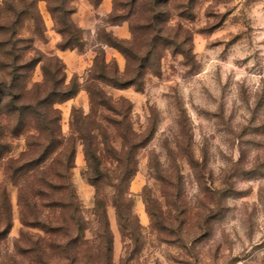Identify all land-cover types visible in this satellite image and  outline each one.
Wrapping results in <instances>:
<instances>
[{"label":"rangeland","instance_id":"obj_1","mask_svg":"<svg viewBox=\"0 0 264 264\" xmlns=\"http://www.w3.org/2000/svg\"><path fill=\"white\" fill-rule=\"evenodd\" d=\"M107 1L113 9L117 0ZM20 2L0 0V15ZM72 5L76 25L84 29L85 47L62 59L68 81L76 74L85 83L101 48L107 62L115 59L124 72L125 57L98 36L104 29L111 31L109 14L96 9L93 0H74ZM38 6L46 37L35 44L55 54V21L46 1ZM168 7L163 18L177 30L179 43L162 49L157 73L145 76L142 90L104 86L118 113L99 107L88 120L100 127L94 134H104L97 141L107 151L103 159L110 168L103 194L114 236L113 264H264V0H169ZM23 24L29 33L31 22ZM122 24L121 34L128 30L127 39H133L130 23ZM136 34L140 46L142 30ZM43 80L38 64L28 88ZM57 106L62 134L75 135L71 179L86 222L94 229L96 187L84 176L88 163L72 121L75 108L91 113L90 97L82 89ZM125 136L136 143L147 140L137 152V172L129 185L134 203L129 220L137 229L135 235L126 230L127 236L112 205L110 183L120 165L114 152L122 151ZM10 143L15 156L26 149L24 136ZM0 187L7 190L12 224L0 241V264H23L20 251L28 237L48 235L23 226L19 186L5 177L3 161ZM2 215L0 198V220ZM87 236H92L90 230Z\"/></svg>","mask_w":264,"mask_h":264},{"label":"trees","instance_id":"obj_2","mask_svg":"<svg viewBox=\"0 0 264 264\" xmlns=\"http://www.w3.org/2000/svg\"><path fill=\"white\" fill-rule=\"evenodd\" d=\"M39 1L21 0L18 5H11L5 16L0 15V161H3L8 181L19 186L23 226L37 228L48 235L47 238L41 234L28 237L27 246L21 249L20 255L23 264H113L114 236L103 194L110 168L103 159L107 151L97 141L104 134H94L100 127L95 121L89 124L88 120L96 117L99 107L117 111L104 86L142 90L145 76L157 73L162 49L175 47L179 34L169 20L163 18L168 13L169 0H117L108 15V24L128 21L133 39L119 38L106 29L98 36L103 45L117 49L125 57L124 72L115 59L107 62L105 50L101 48L86 82L81 84L76 74L68 81L64 61L56 54L43 52L35 44L36 40L46 37ZM44 1L55 21L54 29L61 35L57 48L82 52L84 29L73 20L72 15L77 10L72 5L74 0ZM102 1L93 0V4L98 7ZM133 18L138 20L136 24ZM25 21L32 24L29 33L25 32ZM137 29L142 30L144 39L140 46H137ZM187 39L184 34L183 40ZM38 64H42L44 80L28 88ZM82 89L89 94L91 113L84 115L75 108L72 121L83 141L88 163L84 176L96 187L94 214L97 225L94 229L86 222L71 179L76 159L75 135L65 137L62 134L61 110L57 106L77 96ZM22 136L26 139V149L15 156L11 154L10 141ZM125 139L122 151L114 152L120 165L113 170L114 179L110 183L114 189L112 205L121 231L127 236L126 230H133L135 235L137 229L129 220L134 215L129 185L137 172V152L147 140L136 143L128 136ZM0 198L2 241L12 227L5 187H0ZM89 230L91 237L87 236Z\"/></svg>","mask_w":264,"mask_h":264},{"label":"crops","instance_id":"obj_3","mask_svg":"<svg viewBox=\"0 0 264 264\" xmlns=\"http://www.w3.org/2000/svg\"><path fill=\"white\" fill-rule=\"evenodd\" d=\"M96 9L98 10H102L104 11V13L107 15L111 12L112 8L111 6L108 4V1L107 0H103L102 3L98 6V7H95ZM74 22L75 23H78V21L73 18ZM82 25V24H80ZM83 26V25H82ZM84 27V26H83ZM111 31L114 32V34L119 37V38H122V39H127L129 37V32L127 30V34H121L120 31H123L124 29V25L123 24H119V25H110L109 26ZM61 40V35L59 33L56 32L55 36H54V39L52 41L53 43V46L57 49L56 50V55H58L61 59H66V57H68L70 54H73V53H76L75 50H60L57 48V43Z\"/></svg>","mask_w":264,"mask_h":264}]
</instances>
